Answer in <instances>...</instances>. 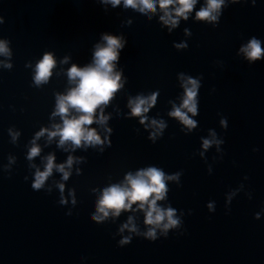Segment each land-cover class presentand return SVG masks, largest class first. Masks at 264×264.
<instances>
[{
    "label": "water",
    "instance_id": "95a60500",
    "mask_svg": "<svg viewBox=\"0 0 264 264\" xmlns=\"http://www.w3.org/2000/svg\"><path fill=\"white\" fill-rule=\"evenodd\" d=\"M205 3L198 0L189 19L169 31L159 6L149 20L103 0H0V40L11 53L0 55V264H264V216L255 219L264 210V61L249 62L240 52L253 36L264 41V0H226L211 23L195 18ZM104 34L125 43L115 67L123 87L104 109L107 124L86 127L102 141L107 128L109 147L73 150L71 142L60 147L58 136L50 141L45 134L36 140L40 154L29 160L36 133L62 123L52 114L57 94L74 87L68 69L91 64ZM45 53L54 54L56 67L38 86L35 67ZM8 63L11 68L3 66ZM181 75L200 83L198 126L191 131L169 115L184 94ZM154 92L159 96L146 124L167 125L155 141L149 138L155 129L128 107L130 99ZM213 132L224 143L205 150L203 139ZM49 155L57 165L69 156L77 162L68 180L54 169L34 190ZM148 167L180 174L166 181L167 197L157 203L177 209L183 225L167 238L137 237L119 247L129 216L146 230L144 213L98 223L91 220L96 202L104 188ZM213 202L215 212L207 207Z\"/></svg>",
    "mask_w": 264,
    "mask_h": 264
},
{
    "label": "clouds",
    "instance_id": "9594fccd",
    "mask_svg": "<svg viewBox=\"0 0 264 264\" xmlns=\"http://www.w3.org/2000/svg\"><path fill=\"white\" fill-rule=\"evenodd\" d=\"M104 3H110L113 7L123 4L125 9H132L149 20L152 18L149 13H156L159 6L160 20L164 25L170 26L169 31L179 25L180 19H189L190 13L194 10L198 0H103ZM240 0H232V3H239ZM226 6V0H206V3L199 11H196L195 18L199 21L209 23L218 21L222 14V8ZM187 32L188 30L185 29ZM103 43L97 44L93 62L84 67L72 65L67 71L69 83L74 87L70 88L66 94H57L56 106L53 117L60 116L62 123L53 125L52 129L44 128L36 133L33 140V146L28 153V159L31 160L38 156L41 148L36 144L41 136L47 134L51 141L59 137V146L64 147L67 142H71L73 150L83 145L85 148L92 146L96 148L109 147L108 136L110 132L104 129L105 137L103 141L95 128L86 127L96 123L101 127L107 124L109 117L104 115V109L113 100L114 96L121 90V73L115 70L116 62L119 59L120 52L123 50L125 43L122 37L104 34ZM262 41L253 36L245 45L240 48L249 62L264 61V48ZM187 45H177V47H186ZM8 42L0 40V55L10 56ZM67 62V60L63 61ZM4 67L11 68L10 63L4 64ZM56 67L54 54L45 53L43 58L37 62L35 67L34 81L36 85L47 83L53 75V69ZM183 80L184 94L181 97L179 106L173 104V110L169 113L171 117L177 118L183 125L191 131L198 126V121L193 117L199 115L198 92L200 83L192 77ZM159 92H154L150 96H137L129 100L128 107L131 109L130 116L139 117L140 123L146 127L155 129L150 139L155 141L156 137L163 134L167 127L163 120H151L147 125V113L157 104ZM99 110V115H97ZM191 113V117L189 116ZM221 125L227 131L228 121L222 119ZM13 140L17 139L19 133L12 132ZM224 140L217 139L216 133L211 134V139H203V148L207 150L211 145L219 146ZM258 151V149H256ZM203 155V153H201ZM46 164L43 171L37 169L32 187L34 190H40L44 187L45 182L53 174L54 169L63 174V180H68L71 175V168L77 158L69 156L64 164L57 165L55 156L49 155L46 158ZM179 173L175 175H166L162 169L148 167L140 169L135 174L129 172L122 183L113 184L103 189L102 194L96 202V214L91 216V220L103 223L109 217H119L122 212H143L144 224L148 226L145 231H141L134 220L133 216L128 217V222L124 223L119 232L121 239L118 241L119 247H125L132 243L134 238L143 237L144 239L155 242L160 237L167 238L170 229L182 227L183 221L177 216V209L171 206L164 208L158 206V201L165 200L168 194L167 180H179ZM61 192L64 191L65 185H58ZM232 193L228 197V203L231 204ZM61 203H67L61 200ZM72 203L75 204L73 194ZM133 205H136L133 208ZM208 209L215 212V204L209 203ZM230 212V209H229ZM181 215H183L181 213ZM264 216V210L255 214V219L259 220ZM128 230V235H123Z\"/></svg>",
    "mask_w": 264,
    "mask_h": 264
}]
</instances>
